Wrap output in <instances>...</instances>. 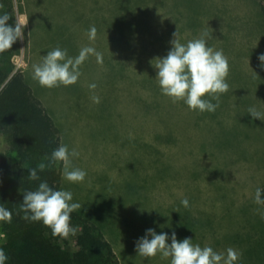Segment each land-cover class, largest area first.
I'll use <instances>...</instances> for the list:
<instances>
[{
    "label": "rangeland",
    "instance_id": "374dc122",
    "mask_svg": "<svg viewBox=\"0 0 264 264\" xmlns=\"http://www.w3.org/2000/svg\"><path fill=\"white\" fill-rule=\"evenodd\" d=\"M118 1L12 0L23 36L11 58L14 70L53 120L60 145L79 153L72 166L87 173L82 183H69L62 174L59 189L73 193L81 205L75 211L100 227L119 264H170L159 254L137 255L136 242L149 228L216 251L233 247L242 254L239 264H264V205L254 202L256 189L264 188V115L249 114L252 107L264 114L262 0H157L152 18L179 19L158 26L163 57L175 32L182 43L208 32V46L227 57L229 89L214 112L152 96L159 103L156 116L150 113L147 52L122 43L123 28L131 34L134 16L120 11ZM92 26L96 36L89 41ZM57 46L69 56L93 46L103 63L90 56L74 85L43 87L32 66ZM92 95L100 97L98 104ZM156 118L163 129L151 122ZM70 223L75 234L61 235L60 242L74 251L79 226Z\"/></svg>",
    "mask_w": 264,
    "mask_h": 264
},
{
    "label": "trees",
    "instance_id": "16d2710c",
    "mask_svg": "<svg viewBox=\"0 0 264 264\" xmlns=\"http://www.w3.org/2000/svg\"><path fill=\"white\" fill-rule=\"evenodd\" d=\"M159 4L157 0H119L117 3L120 11L134 16L131 34L123 28L122 43L131 42L134 47L147 52L152 116H156L159 109V103L152 96L166 98L155 80V59L163 57L158 26L164 24L169 27L178 24L179 20L176 16L172 21L163 22L152 18ZM259 11L264 29V0L259 3ZM3 14L9 15L7 23L15 26L12 0H0V15ZM175 28L173 25L171 31ZM16 47L17 42L0 52V135L5 145V151L0 153V204L12 212L11 222L0 221L3 234L0 247L8 256L6 264H119L100 227L76 211L71 213L70 219L79 226L78 234L73 237L74 251L63 247L61 235H53L50 228L41 222L23 219L24 213L20 210L23 194L35 190L39 183L28 178L29 170L42 161L47 163L45 158L50 157L60 145V137L56 125L34 97L22 73L14 70L11 58ZM151 122L163 129L161 118ZM152 136L156 140L165 139L160 134ZM38 175L40 180H46L51 187L59 189L62 164H52L43 172L38 171Z\"/></svg>",
    "mask_w": 264,
    "mask_h": 264
},
{
    "label": "clouds",
    "instance_id": "9594fccd",
    "mask_svg": "<svg viewBox=\"0 0 264 264\" xmlns=\"http://www.w3.org/2000/svg\"><path fill=\"white\" fill-rule=\"evenodd\" d=\"M10 16L0 15V52L10 49L18 40L23 39L22 29L16 24L7 23ZM96 28L92 26L87 32L89 41H94ZM208 32H202L198 38L182 43L174 33V39L167 55L155 59V80L161 94L172 99L173 102L183 101L192 111L214 112L219 106L221 94L226 93L229 84L226 77L229 64L223 50H216L207 44ZM94 56L97 63H103V54L93 46L82 47L76 56H69L66 49L59 46L48 51L41 57L38 64L32 66L33 79L41 86L54 88L59 85L71 86L77 83L81 76L80 66ZM261 67H264V53L258 56ZM97 85H89L95 90ZM93 103H99L100 97L91 96ZM212 101H217L213 103ZM253 118L260 119L262 113L254 107L249 108ZM79 153L69 150L67 145L61 144L54 149L47 163L42 161L36 168L29 170L28 178L39 181L35 190L26 191L20 210L24 213L23 219L30 222H41L50 228L53 235L68 236L75 234L76 228L70 223L71 213L81 208L78 202H73V193L68 190L54 189L46 180H40L39 172H43L52 164H62L63 178L69 183H82L87 173L72 166V158ZM254 202L264 205V190L257 188L254 193ZM181 203L187 207L188 200ZM264 218V211L260 212ZM12 212L0 204V221L11 222ZM170 241V242H169ZM193 239L177 240L175 232L169 236L154 229L146 230L143 237L135 245L137 255L149 258L160 255L161 259H168L170 264H239L241 253L233 247L224 251H216L211 246L194 244ZM8 256L0 247V264H6Z\"/></svg>",
    "mask_w": 264,
    "mask_h": 264
}]
</instances>
